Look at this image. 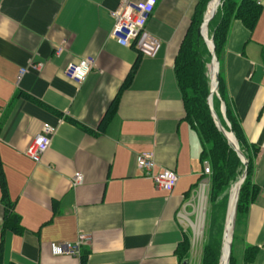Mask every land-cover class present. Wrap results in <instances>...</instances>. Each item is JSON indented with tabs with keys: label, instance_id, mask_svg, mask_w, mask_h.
Returning a JSON list of instances; mask_svg holds the SVG:
<instances>
[{
	"label": "crops",
	"instance_id": "1",
	"mask_svg": "<svg viewBox=\"0 0 264 264\" xmlns=\"http://www.w3.org/2000/svg\"><path fill=\"white\" fill-rule=\"evenodd\" d=\"M121 2L0 0V163L23 229H2L9 206L0 185V264H184L178 250L185 234L191 238L188 264H202L206 241L201 249L194 246L190 225L199 183L207 178L175 71L199 0H157L147 23L162 42L155 57L112 37V12ZM260 2L253 29L232 20L220 56L228 105L249 144L259 148L252 167L256 188L249 193L256 194L237 218L233 264H264ZM85 56L96 57L97 66L77 84L64 70ZM22 68L28 70L19 78ZM116 98V114L99 129ZM44 123L57 129L36 163L26 149ZM143 153L155 158V172L169 168L178 174L173 190L159 188L138 169L136 156ZM77 173L84 181L74 185ZM81 233L90 241L80 256L51 253V242H74ZM249 247L255 249L252 260L246 257Z\"/></svg>",
	"mask_w": 264,
	"mask_h": 264
},
{
	"label": "trees",
	"instance_id": "2",
	"mask_svg": "<svg viewBox=\"0 0 264 264\" xmlns=\"http://www.w3.org/2000/svg\"><path fill=\"white\" fill-rule=\"evenodd\" d=\"M210 1L211 0H199L191 26L176 56L175 71L179 86L183 93L186 118L197 132L202 144L200 161L203 165L205 162H209L211 165L209 200L213 210V221L219 206H224L225 209L222 222L219 223L217 228L213 223L209 229L208 237L204 245L202 264H220L229 190L243 172L244 164L237 152L230 145L225 134L216 126L208 103V97L211 92V80L209 77L211 53L207 43L201 35L200 27L204 21L205 13ZM261 9L262 4L260 0H222V4L218 8L216 16L209 23V37L212 38L215 43L216 53L219 60L232 20L234 18L240 19L249 29H253L259 19ZM134 73L135 67L127 76L123 87H126L131 81ZM219 79L220 83L218 92L221 98L217 95L214 96V108L225 128L235 133L240 149L249 160L248 175L243 183L240 193L238 206L239 217V215L247 208L248 201L252 198L254 199L256 194L255 193L251 196L249 193L252 192V189L256 188L252 182V167L253 159L258 154L259 148L251 146L247 141L240 121L232 113V110L228 105L224 81L221 74ZM117 101L116 98L107 110L99 129L104 130L116 114L118 108ZM222 101L225 102L227 106L226 116L222 113ZM225 118L228 119L231 126L227 124ZM84 127L88 131L95 132L92 128ZM202 178L203 176L200 177V180ZM0 180L2 200L8 203L9 206L2 229L12 227L13 230L22 232V226H18L19 217L9 204V193L1 163ZM12 223L15 226H12ZM190 249L191 238L189 234H185L178 250L179 257L182 261L189 259ZM254 252L255 249L252 247L247 249V260H252ZM233 261L234 257L232 253L230 264H233Z\"/></svg>",
	"mask_w": 264,
	"mask_h": 264
},
{
	"label": "built area",
	"instance_id": "3",
	"mask_svg": "<svg viewBox=\"0 0 264 264\" xmlns=\"http://www.w3.org/2000/svg\"><path fill=\"white\" fill-rule=\"evenodd\" d=\"M157 0H122L119 6L112 12L115 22L111 32L112 37L123 46H131L138 50L142 55L155 57L162 48V42L159 38L151 34L147 29V23L151 17ZM63 47H59L60 53ZM41 65H33L39 68ZM97 66V58L94 56H85L77 61L69 62L64 70L65 76L77 84L84 83L91 71ZM28 70L22 68L19 78ZM56 127L50 123H44L42 129L35 134L31 143L26 149V154L36 163H40L46 151L49 149ZM138 169L147 177L154 180L155 184L167 191H171L176 186L179 176L169 168L155 172L157 162L152 154L143 153L136 156ZM211 168L208 163L205 165V173H210ZM84 177L77 173L73 177V184H81ZM209 184L202 181L198 189V195L201 203L204 201L205 193ZM199 220V219H198ZM198 222V221H197ZM196 232V230H195ZM90 241V236L81 233L79 238L72 241L51 242V253L56 256H80L83 246Z\"/></svg>",
	"mask_w": 264,
	"mask_h": 264
},
{
	"label": "water",
	"instance_id": "4",
	"mask_svg": "<svg viewBox=\"0 0 264 264\" xmlns=\"http://www.w3.org/2000/svg\"><path fill=\"white\" fill-rule=\"evenodd\" d=\"M222 4V0H211L208 4L207 11L205 13L204 21L200 27L201 35L203 36L209 51L211 53V61L209 63V77L211 80V92L208 97V103L210 105V109L212 115L214 117L215 123L218 129L225 134L227 137L230 145L234 148L237 152L238 156L241 158L244 164V170L233 184V186L229 190V200L227 206V213L224 223V232H223V246L221 249V256H220V264H230L231 255L233 250V239L235 235V227L237 223L238 217V206H239V199L240 193L245 182L248 170H249V160L245 156L244 152L240 149L238 139L236 138L233 131H228L225 126L223 125L222 121L219 118L215 108H214V96L217 95L219 98V76H220V60L216 53L215 43L212 38L209 37V23L210 21L216 16L219 6ZM226 104L222 102V112L223 115L226 116ZM230 126V124L228 123ZM184 264H188L186 260Z\"/></svg>",
	"mask_w": 264,
	"mask_h": 264
},
{
	"label": "rangeland",
	"instance_id": "5",
	"mask_svg": "<svg viewBox=\"0 0 264 264\" xmlns=\"http://www.w3.org/2000/svg\"><path fill=\"white\" fill-rule=\"evenodd\" d=\"M221 106H222V103H221ZM227 111V110H226ZM223 113V112H222ZM226 121H227V124L229 123L228 119L225 118ZM230 124V123H229ZM217 126V125H216ZM231 126V124H230ZM230 131V130H228ZM235 134V133H234ZM236 136V135H235ZM210 165L209 162H206ZM210 168H211V165H210ZM210 176H211V172L210 173H207L205 175V177L207 179L203 180L205 182H209L210 183ZM208 183V184H209ZM200 187V185H199ZM198 187V189H199ZM204 210H202V206H203V203H201V200H200V197L199 195L197 196V199L195 200L196 201V209H197V212L195 213V216H193L191 219L193 220V222H197L198 219L200 218V222L198 221L199 223V226L201 227V231L198 232L196 235V237L194 238L193 236V230L190 228V233H191V237H192V241H193V245L200 248L201 249V245L203 243V241L205 242L207 240V237H208V233H209V229L210 227L212 226V224L214 223L215 227L217 228L219 223L222 222V218H223V214L225 213V209H224V206L221 207V205L219 206L218 208V211L216 212L215 216H214V221H213V218H212V213H213V210L211 208V202H209V204L207 205V201H208V190L206 191L205 193V197H204ZM200 208V210H199ZM207 209V210H206ZM227 210V209H226ZM207 211V214H206V220H205V213ZM227 213V212H226ZM201 216V217H200ZM226 218V216H225ZM196 223V225L198 224ZM190 225V224H189ZM196 225H195V228H196ZM191 226V225H190ZM215 228V229H216ZM196 232H197V229H196ZM203 232V233H202ZM196 250H194L195 252Z\"/></svg>",
	"mask_w": 264,
	"mask_h": 264
},
{
	"label": "bare ground",
	"instance_id": "6",
	"mask_svg": "<svg viewBox=\"0 0 264 264\" xmlns=\"http://www.w3.org/2000/svg\"><path fill=\"white\" fill-rule=\"evenodd\" d=\"M208 34H209V33H208ZM204 205H205V203L203 202L202 210H204ZM200 217H201V216H200ZM199 222H200V218H199ZM196 229H197L196 234H197L198 232L201 231V227L199 226V223L197 224ZM196 229H195V230H196Z\"/></svg>",
	"mask_w": 264,
	"mask_h": 264
}]
</instances>
